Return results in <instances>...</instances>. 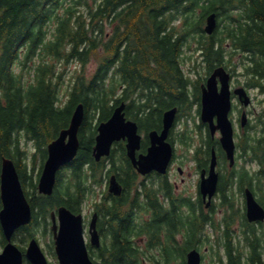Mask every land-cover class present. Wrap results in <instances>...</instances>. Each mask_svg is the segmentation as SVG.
Wrapping results in <instances>:
<instances>
[{
    "label": "trees",
    "instance_id": "obj_1",
    "mask_svg": "<svg viewBox=\"0 0 264 264\" xmlns=\"http://www.w3.org/2000/svg\"><path fill=\"white\" fill-rule=\"evenodd\" d=\"M212 12L218 22L209 35L204 26ZM186 49L199 50L209 71L236 66L234 55L240 53L248 87L264 93V0H0V174L3 157L12 158L32 206L31 222L17 231L22 241L36 237L39 229L47 232L51 211L61 205L81 212L93 190L90 179L99 184L117 172L125 180L123 193L95 203L103 238L100 247L89 248L96 264H186V253L194 247L215 250L217 264H264V227L248 220L234 191L248 186L264 205V134L239 136L241 154L258 168L232 169L219 182V200L210 211L200 195H177L166 176L165 182L142 183L141 191L131 195L136 173L123 144L107 158V170L104 158L94 159L97 125L122 101L128 102L127 116L142 129L160 124L165 109L178 106V119L188 112L193 101L183 68ZM73 61L83 68H77L80 73L63 101L59 63ZM89 63L96 67L87 76ZM198 87L194 98L200 97ZM79 102L85 118L78 154L60 170L54 192L41 194L34 179L36 156L40 152L43 165L48 144L69 125ZM260 121L264 124V110ZM179 136L186 144L193 138L188 130ZM23 139L33 143L35 153H28ZM205 140L207 157L213 145L220 154L219 141L211 142L208 134ZM217 205L219 222L212 215ZM0 235L4 245L1 226ZM144 235L145 249L139 243ZM154 249L161 258L152 255ZM174 249L182 250V260L174 257Z\"/></svg>",
    "mask_w": 264,
    "mask_h": 264
},
{
    "label": "water",
    "instance_id": "obj_2",
    "mask_svg": "<svg viewBox=\"0 0 264 264\" xmlns=\"http://www.w3.org/2000/svg\"><path fill=\"white\" fill-rule=\"evenodd\" d=\"M217 13L212 12L206 17L205 31L214 33L217 27ZM201 119L210 126L211 134L217 130L221 133L220 142L230 159V165L235 163L236 143L234 138V124L230 117L233 107V95H237L244 106L251 103V97L244 87L231 89V73L224 67H216L202 86ZM178 108L172 107L163 114V129L161 133L154 130L150 133L152 145L147 153L137 154L142 145V136L136 121L128 119L125 112V103L115 108L110 118L98 125V134L93 148L96 160L111 154L112 145L121 139L127 140V155L143 174L151 171L166 173L173 157V146L167 140L170 129L173 127ZM85 107L80 103L76 106L67 128L62 129L59 135L48 145V156L38 182L40 193L51 195L56 187L57 174L60 168L77 156L80 148L79 131L84 122ZM248 121L244 111L241 124ZM218 157L216 149H212L209 176L203 172L200 184L203 199L209 207L217 192L219 173L217 172ZM110 191L122 193V186L116 176H112ZM246 216L250 222L264 221V205L256 198L254 192L247 188ZM0 225L6 239V244L0 252V264H50L39 241L31 238L25 251L15 242L14 234L22 226L32 220V206L25 193L15 162L10 157H3L0 174ZM208 199V200H207ZM52 230L55 240V250L60 264H95L90 257L84 228L83 213H75L67 206L61 205L57 211L51 213ZM98 213L95 212L90 223L89 233L91 243L101 245V237L97 228ZM186 264H202L201 251L194 247L186 254Z\"/></svg>",
    "mask_w": 264,
    "mask_h": 264
},
{
    "label": "rangeland",
    "instance_id": "obj_3",
    "mask_svg": "<svg viewBox=\"0 0 264 264\" xmlns=\"http://www.w3.org/2000/svg\"><path fill=\"white\" fill-rule=\"evenodd\" d=\"M194 43L192 44V48H194ZM187 50L188 49H186V53L184 54L183 68H184V71L186 73V77H188L190 79L189 90H190L191 100L193 102L189 105L188 112H186L181 117V120L177 121V128L178 129H176V130H178L177 132H180V129L185 124V129L188 130V132L193 135V138H191L190 146H188L186 144L181 145L180 143L177 145V155L179 157L178 160L183 163V165L182 164H178V165H180L183 168L184 173L181 175L177 170L173 169L174 172L171 173V176H169V178L170 179L172 178L173 180L177 181V182H173L175 187H176V194L177 195H183L185 197L195 198L198 195V191H199V189H198V183L199 182H197L198 170H197V166H196L197 171L195 170L194 163L191 160H188L187 158H185L184 154L188 153V152H194V149H196L201 144V142L203 143V139H201V134L195 135L196 133H199L197 125L201 124L200 118H199V113L197 111L198 107L196 105L197 101H199V99H200V97H199L200 95L198 96L199 98H194L195 96L193 95V89H196V87L198 85H199V87H201V84L204 83V81L207 78L210 71L208 70V66H207L206 62L204 61V58L201 56V53L199 50H192V49H190L188 51ZM228 51H230V50H228ZM239 58H242V55L240 53H237L236 55H234L233 60H234V63H236L237 65L236 66L230 65L227 68L232 73V87H236L239 85L245 86L248 89V92L251 96V99H252L251 105L247 108L249 122L244 128L241 127V123H240V120L238 118L241 117L240 111L242 110V108H244V106L241 105L239 100L236 98L234 100V109H233L231 118L234 121L236 131H237V135L239 134V136L241 135L242 137H245V135L263 136L264 124L260 121V113L263 112V110H264V93H262L261 90L257 87H250V86L248 87V85H247L248 76L242 70L241 62H240ZM59 66H60V68L64 69V74H63V78H62L63 82H62L61 97H62L63 101H66L69 98L68 86H70V84L72 83L74 76H76L77 74L80 73L77 70V68L81 70L83 68V66L81 64L75 62V61L67 63V64L61 62V63H59ZM95 67H96L95 63H89L86 67H84V68H86L85 73L91 74L93 72V70L95 69ZM26 75H27V73H26ZM199 80H200V82H199ZM159 113H160V109L156 111L155 116L158 117ZM93 121L97 123L95 118L93 119ZM187 122H188V124H186ZM92 128H93V126L91 127V129ZM203 131H204V129H203ZM202 133H205V132H202ZM94 137H95V135H94ZM239 140H240V138H238L237 142H239ZM22 144L25 146V148L27 149V151L30 155L36 152L35 149H33L34 145L32 142H29V141L23 139ZM117 147H119V146L116 143L114 145V149ZM240 152H241V150L239 149V158L240 159L238 161L237 167L240 168L242 165H245V166L247 165V166H252L253 168H256V165L253 162L248 163L244 159V155H242V154L240 155ZM116 155L118 156V158H120L121 153L119 152V149L117 150ZM42 162L43 161H42L41 154H40V152H38V154L36 156L37 172L34 175V179L36 180V182H38L39 177H40V175L38 174V170L42 166ZM108 162H110V161L105 160L106 170L110 166V163H108ZM221 164H223V159H222ZM248 164H250V165H248ZM174 168H176V165L174 166ZM58 177H59V173H58ZM182 178H185V182L182 181ZM260 179L262 182H264V176H260ZM235 188H234L235 189L234 191H235L236 203L237 204L240 203L242 207H245L244 193L240 191L238 186H236ZM28 189H30V188L28 187ZM106 189H107V187H106ZM102 190H104V189H101L100 191H102ZM100 191L98 189H96V192H98L97 195H93V192H91L89 194V196L87 197L84 205H83L82 212L86 216L87 225H88L90 218H91V215L94 211V203H95L94 199L99 198L100 193H101ZM218 200H219L218 196H216L214 199L216 204L218 203ZM220 209L221 208H219V206L217 205L216 210L212 211V215H214L215 219L217 220L216 222L220 221V218L222 215V213L220 212ZM206 210L210 211V208H207ZM257 226L259 229L264 227L263 224L262 225L259 224ZM235 227L238 230L241 228V224L239 221L236 222ZM21 237L22 236H21L20 232H16V235L14 236V241L16 242V244L21 249L26 248L29 239H27L26 241H22ZM36 237L39 240L43 250L45 251L50 263L51 264H60L58 259H57V256L52 252L53 247H51V246L53 243V235H52V232L50 231V228L47 232L39 229L37 234H36ZM0 238H1V235H0ZM86 238H87V240H89L88 231H86ZM140 239L141 238H139V240ZM212 240H216V234H214V236L212 237ZM147 241H148L147 236H145L139 242L140 246L143 249H145ZM92 248H94V247H92ZM2 249H3V244L1 243V240H0V251H2ZM174 250L177 251V249H174ZM201 252L203 255L202 264H217L218 256H217V252H215V250L210 249L209 247H204L201 249ZM183 254L184 253L182 252V250L178 249V251L174 252L173 255H174V257L182 260L183 256H184ZM152 255H154L155 258H161L160 252L158 249L152 250ZM151 261H153V260H151ZM146 264H151V262L148 261Z\"/></svg>",
    "mask_w": 264,
    "mask_h": 264
},
{
    "label": "flooded vegetation",
    "instance_id": "obj_4",
    "mask_svg": "<svg viewBox=\"0 0 264 264\" xmlns=\"http://www.w3.org/2000/svg\"><path fill=\"white\" fill-rule=\"evenodd\" d=\"M202 84H201V86H202ZM196 105L198 107L197 111L199 113V118H200L201 107H202L201 96H200L199 101H197ZM168 109H170V108H168ZM166 110L167 109L163 110V112L161 114V122L156 127H150V128H147V129H145V128L142 129L139 126V130H140V133L142 134V142H143V147L141 149V152L147 153L149 147L152 145V139L150 137V133L152 131L156 130V131H158V133L162 132V129H163V114H164V112ZM240 112H242V110ZM238 119L240 120V118H238ZM179 120L180 119L177 118V121H179ZM177 121L175 122L174 126L170 130L169 137H168V141L174 147V156H173V161L174 162H173L172 166L170 167V170H169L168 174L163 175V174L159 173L158 171L154 170V171H151L150 173H148L147 175L143 176V175H140L136 171V169L133 167V169H134V171L136 173V180H135L136 183L132 187L131 195H135L136 193H139V191H141L140 189L142 187L141 186L142 183H146L148 185H153L152 182H165L164 179H163L164 176H167V177H165L167 182H177L176 180H173L172 178L171 179L169 178V176H171V173H173L174 170H177L181 175L184 173L183 168L180 165H178V164H182L183 165V163L178 160L179 157L177 155V145L179 143L181 144V139H180L181 136H179V134L181 132H177L178 130H176V129H178L177 128ZM197 127H198V131H199V133H198L199 135L201 134L199 127L202 128L201 131H203V129H204V131L206 133L205 137H204V135H201V139L205 140V138H206V136L208 134V136L210 135V139H211L210 141L211 142L217 141L216 136H212L211 135L208 123H205V122L202 121L201 124L197 125ZM119 142H123V143H121V145L123 144V146L126 145V141L125 140H122V141H119ZM213 146H215V145H213ZM206 148H207V144L206 143L202 144V142H201V144L194 150L193 154L192 153H185L184 154L185 158H187L188 160H191L194 163L195 170H196V166H197V170H198L197 182H201L203 172H204L205 175H207L208 172H209L210 157L206 156V152H205ZM202 150L204 152H201ZM222 153L223 154H220V158H219V162H218L219 182H222L224 177L226 178L228 175H230L232 173V169H235L237 167V163H238V161L240 159L239 158V151H238V153H237V163H236L235 166L230 167L229 164H228V159H227L226 153L225 152H222ZM222 157L225 158V160H226L225 164H224L225 160ZM222 159L224 160L223 164H221L222 163ZM175 165H176V168H174ZM114 174L116 175V178H117L118 182L121 184V186L123 187V190H124V184H123V182H125L124 178L120 177L117 172H115ZM108 180L105 181V185H106L105 188L107 187V189H106L107 190V195L108 196H110V195L116 196V195L108 192V190H109V181ZM182 181L185 182V178H182ZM120 195H117V196H120ZM160 197L163 198V193L162 192H160ZM255 224L258 225V223H255ZM260 224H262V222H260ZM100 225H101V219H99V221H98V228L100 227Z\"/></svg>",
    "mask_w": 264,
    "mask_h": 264
},
{
    "label": "bare ground",
    "instance_id": "obj_5",
    "mask_svg": "<svg viewBox=\"0 0 264 264\" xmlns=\"http://www.w3.org/2000/svg\"><path fill=\"white\" fill-rule=\"evenodd\" d=\"M80 103L84 104L83 102H79L78 104H80ZM78 104H77V105H78ZM58 135H59V134H58ZM57 137H58V136H57ZM57 137H56V138H57ZM56 138H55V139H56ZM53 140H54V139H53ZM53 140H52V141H53ZM52 141H51V142H52ZM51 142H50V143H51ZM48 145H49V144H48Z\"/></svg>",
    "mask_w": 264,
    "mask_h": 264
}]
</instances>
